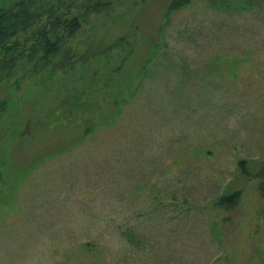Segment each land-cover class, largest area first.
I'll list each match as a JSON object with an SVG mask.
<instances>
[{"label":"rangeland","instance_id":"obj_1","mask_svg":"<svg viewBox=\"0 0 264 264\" xmlns=\"http://www.w3.org/2000/svg\"><path fill=\"white\" fill-rule=\"evenodd\" d=\"M170 2L76 8L1 85L0 264H264V0Z\"/></svg>","mask_w":264,"mask_h":264},{"label":"trees","instance_id":"obj_2","mask_svg":"<svg viewBox=\"0 0 264 264\" xmlns=\"http://www.w3.org/2000/svg\"><path fill=\"white\" fill-rule=\"evenodd\" d=\"M109 1L111 4L115 0H100L99 2H94V0H46V3L43 2L44 4L39 0H24L16 3L12 8L0 9V91L3 82L10 81L19 62L23 60L30 62L35 58V60L43 62L45 67H49L50 61L53 58L56 59L61 50L68 46L67 40L69 41L81 30V20L84 19L79 16L71 17L72 10L80 8L79 13L81 14L82 12L98 14L104 12L102 10L109 5ZM194 1L171 0L166 16L169 18L172 14L190 6ZM210 1L214 5L216 4L215 0ZM36 4L37 8L32 12L31 7ZM97 7H99L98 10ZM59 10L64 12L61 13V16L54 17ZM119 45L118 42L113 48H117ZM23 49H29V54L26 55ZM120 68L116 71H119ZM106 101L107 99L104 100V102ZM63 104H67V100ZM6 107L7 100H0V111L5 110ZM79 108L87 111L88 106L82 104ZM83 116L84 114L81 118L84 121ZM240 166L243 176L249 178L250 171L247 172L246 162H240ZM260 175L263 179L261 187L264 195V165L260 169ZM240 195H242V190H238L230 196L223 195L218 198L216 204L231 207L238 203Z\"/></svg>","mask_w":264,"mask_h":264}]
</instances>
